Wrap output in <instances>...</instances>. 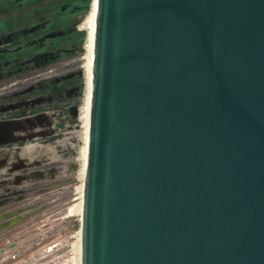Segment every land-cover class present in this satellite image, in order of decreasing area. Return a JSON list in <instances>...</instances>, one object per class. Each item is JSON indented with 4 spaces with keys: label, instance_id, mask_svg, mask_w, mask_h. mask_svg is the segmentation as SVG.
<instances>
[{
    "label": "water",
    "instance_id": "95a60500",
    "mask_svg": "<svg viewBox=\"0 0 264 264\" xmlns=\"http://www.w3.org/2000/svg\"><path fill=\"white\" fill-rule=\"evenodd\" d=\"M92 52L80 264H264V0H96Z\"/></svg>",
    "mask_w": 264,
    "mask_h": 264
},
{
    "label": "rangeland",
    "instance_id": "374dc122",
    "mask_svg": "<svg viewBox=\"0 0 264 264\" xmlns=\"http://www.w3.org/2000/svg\"><path fill=\"white\" fill-rule=\"evenodd\" d=\"M91 3L92 0L79 26V31L84 33L78 38L82 40L81 52L72 59V70L77 66L81 72L78 117L63 127L57 117H52L49 123L54 131L52 138L28 139V135L18 133L17 137L22 136L19 139L22 146L14 149L10 143L6 144L3 154L0 149V162L3 161L0 165V264H78L81 214L71 209L78 208L82 202L81 111L86 94L84 65L88 32L85 20Z\"/></svg>",
    "mask_w": 264,
    "mask_h": 264
},
{
    "label": "flooded vegetation",
    "instance_id": "af4514ba",
    "mask_svg": "<svg viewBox=\"0 0 264 264\" xmlns=\"http://www.w3.org/2000/svg\"><path fill=\"white\" fill-rule=\"evenodd\" d=\"M87 2L0 0V122L9 123L1 126V145L22 146L18 133L52 138V117L60 127L78 117L81 72L72 59L81 52ZM25 118H33L25 130L13 125Z\"/></svg>",
    "mask_w": 264,
    "mask_h": 264
},
{
    "label": "bare ground",
    "instance_id": "6f19581e",
    "mask_svg": "<svg viewBox=\"0 0 264 264\" xmlns=\"http://www.w3.org/2000/svg\"><path fill=\"white\" fill-rule=\"evenodd\" d=\"M95 13H96V0H92L90 11L88 13L87 19V39L85 45V65H84V73H85V88L86 94L84 97L83 103V110L82 112V125H83V147L81 150V162H82V170H81V180L83 181L84 177V168L86 163V154H87V133H88V117H89V106H90V80H91V66H92V57H93V33H94V20H95ZM82 108V107H81ZM83 183V182H82ZM83 186L81 184L80 191L82 192ZM82 209V202L79 207L75 208L74 210L81 214ZM77 252H76V262L80 264V239L78 240L77 244Z\"/></svg>",
    "mask_w": 264,
    "mask_h": 264
},
{
    "label": "crops",
    "instance_id": "0c3cea01",
    "mask_svg": "<svg viewBox=\"0 0 264 264\" xmlns=\"http://www.w3.org/2000/svg\"><path fill=\"white\" fill-rule=\"evenodd\" d=\"M29 138H32V136H29L28 139H29ZM0 146H1V148H2V149H1V152H2V154H3V146H6V145H3V144H2V145H0ZM1 163L3 164V161L0 162V165H1ZM16 167H18V166H16ZM14 169H16V168L14 167ZM12 177L15 178V175H12Z\"/></svg>",
    "mask_w": 264,
    "mask_h": 264
},
{
    "label": "trees",
    "instance_id": "16d2710c",
    "mask_svg": "<svg viewBox=\"0 0 264 264\" xmlns=\"http://www.w3.org/2000/svg\"><path fill=\"white\" fill-rule=\"evenodd\" d=\"M89 4H90V0H88V2H87V7H86V10L89 8Z\"/></svg>",
    "mask_w": 264,
    "mask_h": 264
}]
</instances>
